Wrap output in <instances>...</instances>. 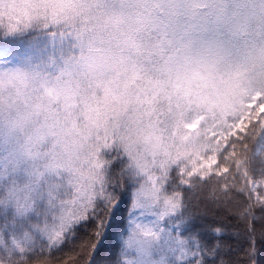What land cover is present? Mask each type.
<instances>
[{"label":"snow or ice","instance_id":"obj_1","mask_svg":"<svg viewBox=\"0 0 264 264\" xmlns=\"http://www.w3.org/2000/svg\"><path fill=\"white\" fill-rule=\"evenodd\" d=\"M237 16L228 0H0V205L41 214L39 180L16 195L22 172L71 188L58 202L56 185L47 189L51 220L0 235V264H255L264 167L248 150L264 136V74L249 77L224 46V29L241 35ZM32 29L71 40L70 55L3 58ZM205 40L212 57L172 55ZM205 187L245 226L248 247L234 260L205 235L222 223L195 224L190 206ZM113 234L118 249L105 248Z\"/></svg>","mask_w":264,"mask_h":264},{"label":"trees","instance_id":"obj_2","mask_svg":"<svg viewBox=\"0 0 264 264\" xmlns=\"http://www.w3.org/2000/svg\"><path fill=\"white\" fill-rule=\"evenodd\" d=\"M71 40L60 41L54 39L46 32L39 29H32L28 32L12 37L5 48L6 53L10 49L13 53H18V56L9 57L15 63L23 62V58L30 57L33 62L47 61L50 56H58L63 54L68 56L71 53ZM264 147V136L260 137L256 148L257 151ZM259 168V165H257ZM40 191L42 199L38 202V209L40 215L37 213L30 214L27 218L15 217L11 208H0V235L3 236L5 242H9L13 235L17 237L21 234L22 230H29L31 224L43 222L45 219L51 220L56 213V208L48 204L47 189L50 185H56L52 188V198L54 201L65 200L71 195V188L67 185L66 179L57 177L53 173H46L40 179ZM198 200H194L190 206V211L198 214L195 219V224L207 229L210 225H217L222 223L224 225V232L219 236L215 233L205 231L206 238L210 242L221 240L225 245L224 251L221 253L225 260H234L238 255L242 256V250L248 247V237L245 231L244 224L236 217L227 215L225 212L217 209L214 205L210 189L205 187L203 192L198 193ZM127 198H125V205ZM212 209L211 212L208 210ZM207 213V215H205ZM259 216L260 210H256ZM223 218V220H221ZM15 225V227H14ZM23 226V229L20 226ZM257 229H260V224L257 223ZM105 248L118 249L119 241L113 234L106 240ZM255 264H264V238L257 235L254 252ZM209 264H212L210 261Z\"/></svg>","mask_w":264,"mask_h":264},{"label":"clouds","instance_id":"obj_3","mask_svg":"<svg viewBox=\"0 0 264 264\" xmlns=\"http://www.w3.org/2000/svg\"><path fill=\"white\" fill-rule=\"evenodd\" d=\"M262 3H264V0H228L229 13H238L237 19H239L244 27L241 29V35L238 38L232 37L228 29H224L225 34L222 40L224 41V46L229 50L228 54L242 68L248 69L249 77L264 74V9L261 8ZM172 55L176 61H180L182 56L200 55L212 57L215 53L209 41L205 40L198 45V50L197 48H193L192 51L181 49ZM193 138L195 139V134H193ZM259 138L258 136L249 141L248 150L249 156L256 168L257 165H259V168L264 167V147H261L259 151L256 148ZM188 146L193 147V142L190 141ZM40 179L41 177H38L36 174L30 176L22 172L18 178V191L16 195L22 200L27 192L25 185H28L30 182L34 185L37 180L40 182ZM8 187V185H4L3 188H0V200L8 198ZM2 207L0 205V208ZM7 208H11L14 213L17 210L15 203H10ZM141 239L143 238L141 237ZM144 247L152 250L156 245L154 242L148 241L144 244ZM157 259V255L153 252L151 260L155 261Z\"/></svg>","mask_w":264,"mask_h":264},{"label":"rangeland","instance_id":"obj_4","mask_svg":"<svg viewBox=\"0 0 264 264\" xmlns=\"http://www.w3.org/2000/svg\"><path fill=\"white\" fill-rule=\"evenodd\" d=\"M3 58H9V57L7 56V53H6V51H5V56H4Z\"/></svg>","mask_w":264,"mask_h":264}]
</instances>
